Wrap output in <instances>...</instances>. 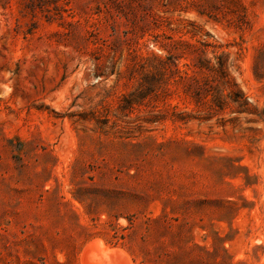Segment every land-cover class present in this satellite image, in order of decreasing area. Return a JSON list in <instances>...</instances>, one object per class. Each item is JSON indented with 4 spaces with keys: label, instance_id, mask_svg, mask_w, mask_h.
<instances>
[{
    "label": "rangeland",
    "instance_id": "obj_1",
    "mask_svg": "<svg viewBox=\"0 0 264 264\" xmlns=\"http://www.w3.org/2000/svg\"><path fill=\"white\" fill-rule=\"evenodd\" d=\"M99 243L264 264V0H0V264Z\"/></svg>",
    "mask_w": 264,
    "mask_h": 264
},
{
    "label": "bare ground",
    "instance_id": "obj_2",
    "mask_svg": "<svg viewBox=\"0 0 264 264\" xmlns=\"http://www.w3.org/2000/svg\"><path fill=\"white\" fill-rule=\"evenodd\" d=\"M85 258L92 264H130L123 251L109 249L100 243L95 244L92 250L88 249Z\"/></svg>",
    "mask_w": 264,
    "mask_h": 264
},
{
    "label": "trees",
    "instance_id": "obj_3",
    "mask_svg": "<svg viewBox=\"0 0 264 264\" xmlns=\"http://www.w3.org/2000/svg\"><path fill=\"white\" fill-rule=\"evenodd\" d=\"M243 107H244V104H239L238 109H239V110H242L240 113L245 112V110H243V109H245V108H243Z\"/></svg>",
    "mask_w": 264,
    "mask_h": 264
}]
</instances>
